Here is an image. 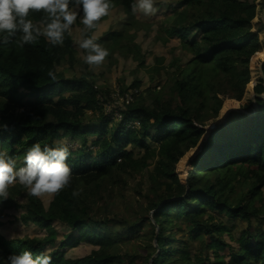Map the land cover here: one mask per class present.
<instances>
[{"label": "trees", "instance_id": "16d2710c", "mask_svg": "<svg viewBox=\"0 0 264 264\" xmlns=\"http://www.w3.org/2000/svg\"><path fill=\"white\" fill-rule=\"evenodd\" d=\"M256 1H179L180 10L165 31L167 38L182 40L191 58L177 68L165 90L149 86L141 92L140 80L122 86L123 97L131 88L137 92L120 118L102 112L98 95L108 94L105 86L100 88L83 72L68 78L60 69L65 63L74 67L77 51L71 34L66 33L62 47L51 46L43 37L22 50L14 41L0 43V124L8 125L7 131L0 130V152L24 160L36 143L42 148L55 147L63 139L79 144L69 146L71 186L52 196L48 205L29 193L20 203L17 198L26 188L19 183L9 187L10 198L0 202V227L6 209L23 208L19 220L45 230V235L7 239L0 230V264L24 251L35 258L46 253L47 245L53 246L47 253L52 264H123V238L136 242L135 254L143 264H264V226L259 227L264 209L254 204L264 186V64L253 85L254 114H248L249 104L244 106L247 112L232 110L223 123L210 131L207 127L228 112L226 99H243L251 60L264 48L258 30H253ZM111 2L131 19L136 16L134 0ZM43 16L32 13L29 18L35 22ZM93 30L85 31L83 38ZM122 36L121 31L107 34L112 50L120 46L122 51ZM132 47L128 52L134 51L143 65L139 45ZM49 69L58 82L47 75ZM153 70L161 73L160 68ZM89 111L101 112L95 122H86ZM198 147L186 172H180V162ZM143 173L148 186L139 180L132 196L137 215L111 218V208H118L126 195L116 193L114 185ZM79 187L81 196L73 198L72 191ZM224 216L249 223L236 238L239 249L232 251L230 261L220 253L232 249L224 238L231 232ZM253 217L259 220L256 227ZM54 223L67 229L62 239ZM81 243L96 249L82 257L67 254V247Z\"/></svg>", "mask_w": 264, "mask_h": 264}, {"label": "rangeland", "instance_id": "374dc122", "mask_svg": "<svg viewBox=\"0 0 264 264\" xmlns=\"http://www.w3.org/2000/svg\"><path fill=\"white\" fill-rule=\"evenodd\" d=\"M179 1L181 0H174V3L169 4L167 7L160 5L159 7L161 10L158 11L155 16L145 17L142 14L137 13L133 19H131V17L125 13L121 6L114 5L110 9L109 15H107L106 19L98 23L91 34V36L97 37L98 43H100L104 48L108 49L110 53L104 64L98 68H95L94 70L90 69L83 60L86 52L78 47L77 42L83 39L84 32L86 31L84 25L80 22V17H78L76 23L71 28V36L74 40V46L76 47L77 51L75 55L76 60L74 62V67H72V65L69 63H65L62 67H60V69L64 71L68 78L77 73L83 72L92 78V80L100 88L105 86L104 88L108 90V94H105L106 96H104L100 92L98 95V101L103 107L102 112L106 116L112 115L114 118H120L121 110L125 108V104L129 102L128 100L122 99V94L120 95L122 86L131 87V85L136 80H140L142 82L139 89L141 92L149 86H154L158 91L165 90L170 85L173 79V74L175 75L177 72V68L184 67L191 58V54L182 48V40L178 37L167 38V33L165 31L166 28L170 26L171 21L174 19L176 11L180 10L179 7H176ZM256 3L257 16L254 20L255 27L253 30H258L260 39L264 45V24L263 22H260L261 20L264 21V0H257ZM257 21L258 23L256 24ZM111 31L122 32L123 36L120 39L122 51H119L120 46L117 48L113 46L114 50H112V46L109 45L111 42L107 41L106 38L107 34ZM132 43L139 45L140 51L144 56L143 65L140 64V60L134 58V51L128 52L127 49L132 47ZM133 49L135 50V48ZM262 61H264V48L261 52L255 54L251 60V79L243 99L240 101L236 99L225 100L224 105H227L228 108H230L227 113L238 109L246 111L244 106L249 104H252V107L248 108L247 111L249 113L251 110L253 112L256 111V93L253 90V85H255V83L257 84L259 81L261 74L260 65ZM154 67L160 68L161 73L158 74L156 71H154ZM249 85H251L250 89ZM135 90L136 89L134 88L128 90L127 94L130 98H132L131 94L136 92ZM100 113V111H97L96 113L92 114L89 111L87 113L88 115H86L89 116L86 122H95L93 121L96 119L94 116H99ZM227 113L224 116H218L216 120L209 121L207 123L209 131L212 130L211 126L221 124V122L225 120ZM134 125L137 126V122H135ZM67 142L69 146L73 148L79 147L77 142ZM152 145L154 146V143H152ZM200 149L201 148L198 147L196 150H193L186 155V157L180 162V172H186L189 161L200 151ZM85 150H87V148ZM136 152L140 155L139 149H136ZM2 153L7 155V151L5 150ZM13 159L16 161V165L18 163H24L23 159ZM146 178V173H143L137 177H128L125 181L126 183L120 182L114 185L113 188L115 189L116 193H124L126 195L123 197V202L121 199L120 203L118 202V208H111V218H114L118 213H122L127 218L137 215L136 203L132 200V196L134 190L138 187L137 183L139 180H143L146 184L145 186H148ZM27 193V189L23 190V195H19L17 200L20 203H23ZM51 198L52 196L47 195L41 197L46 205H48ZM111 200L117 203L115 198ZM254 204H256L261 209H264V186L261 188V196L256 197ZM23 212V208L15 207L6 209L4 211L5 216L1 217L3 225L0 227L3 236H5L7 239H10V237L13 239L43 237L45 235V230H41L37 226H33L31 224H24L19 220V217ZM151 213L152 212H150V216ZM261 216L264 218V210L262 211ZM223 220L229 226H231V232L225 233L224 238L228 243L231 244L232 249L230 248L227 253H223L222 251L220 253L223 255L226 261H230L232 257V251L239 249L236 238L241 236V232L248 227L249 223L241 219H229L227 216H224ZM146 223L148 222L146 221ZM258 225L259 220L253 217L252 226L256 227ZM263 226L264 222L259 225V227ZM54 227L58 231L59 239H62V236L67 232V229L58 223H54ZM116 230L122 231L119 226L116 228ZM231 236H234V239H231ZM121 241L123 253L125 254L123 264H143L142 260H140L138 255L135 254V248L137 247L136 242L134 240H126L125 238H123ZM52 248L53 246L47 245L45 252L48 253ZM93 249H96V247L90 244L81 243L75 247H67L65 250L71 257H82L89 254ZM211 257H214V255L211 254Z\"/></svg>", "mask_w": 264, "mask_h": 264}, {"label": "clouds", "instance_id": "9594fccd", "mask_svg": "<svg viewBox=\"0 0 264 264\" xmlns=\"http://www.w3.org/2000/svg\"><path fill=\"white\" fill-rule=\"evenodd\" d=\"M174 0H134L133 14L145 17L155 16L160 5L167 7ZM113 7L111 0H0V43H15L17 48L35 46L43 37L51 46H63L65 35L80 17L86 32L97 26L103 17L109 15ZM32 13H43V19H30ZM82 13V15H81ZM97 37L88 36L78 41V47L86 52L84 62L94 70L102 66L109 56V50L97 42ZM47 75L58 82L55 71L49 69ZM0 130L7 131L8 125L0 124ZM71 155L67 140L57 142L55 147L39 143L31 146L24 156V166L17 168L16 161L0 152V202L8 200L9 187L19 182L28 193L35 197L55 196L73 181V174L67 163ZM83 188L72 191L73 198H79ZM12 238V237H10ZM8 264H52L51 255L42 253L33 257L30 251L11 254Z\"/></svg>", "mask_w": 264, "mask_h": 264}, {"label": "water", "instance_id": "95a60500", "mask_svg": "<svg viewBox=\"0 0 264 264\" xmlns=\"http://www.w3.org/2000/svg\"><path fill=\"white\" fill-rule=\"evenodd\" d=\"M264 64V61L261 63V65H260V68L262 67V65ZM255 96H257V94H255ZM260 96H264V94L263 95H260ZM257 109V108H256ZM238 110H240V109H238ZM241 111V110H240ZM250 114V113H249ZM228 115H229V113H227V115H226V118H225V120L228 118ZM224 120V121H225ZM223 121V122H224ZM223 122H221V123H223ZM217 125H215V126H211V129H214L215 127H216ZM152 214V213H151ZM157 232H158V226H157ZM155 245H156V239H155Z\"/></svg>", "mask_w": 264, "mask_h": 264}, {"label": "built area", "instance_id": "2783aa9c", "mask_svg": "<svg viewBox=\"0 0 264 264\" xmlns=\"http://www.w3.org/2000/svg\"><path fill=\"white\" fill-rule=\"evenodd\" d=\"M136 92H137V90H135ZM132 95V94H131ZM122 99H124V100H128L129 102L132 100V98H130L129 96H128V94L126 93L125 95H124V97H122ZM137 124H138V122H137ZM136 126V125H135ZM138 126V125H137Z\"/></svg>", "mask_w": 264, "mask_h": 264}]
</instances>
